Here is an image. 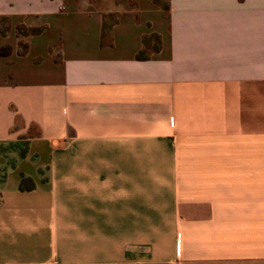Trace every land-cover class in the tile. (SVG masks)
Returning <instances> with one entry per match:
<instances>
[{"label":"crops","instance_id":"1","mask_svg":"<svg viewBox=\"0 0 264 264\" xmlns=\"http://www.w3.org/2000/svg\"><path fill=\"white\" fill-rule=\"evenodd\" d=\"M168 2L0 0V264H264V0Z\"/></svg>","mask_w":264,"mask_h":264},{"label":"trees","instance_id":"2","mask_svg":"<svg viewBox=\"0 0 264 264\" xmlns=\"http://www.w3.org/2000/svg\"><path fill=\"white\" fill-rule=\"evenodd\" d=\"M154 3H156L157 5H159L161 7V9L163 10H168L169 9V2L168 0H153ZM104 18L106 19V15L104 16ZM9 20L10 18L8 16H2L0 17V35H5L7 33V30L9 28ZM116 20V19H114ZM44 28L43 25L41 26H37V27H26L23 24H18L16 29L17 32L23 36H27V35H34V34H38L42 31V29ZM106 29V25H103V31ZM153 39L154 41V47H153V51L156 52L159 50V43H160V38L157 34L152 33L149 36H144L143 37V44H144V48H142L141 50H139L136 54V58L139 60H143V59H147L149 58V54L147 53L146 50V43L147 41ZM19 47H18V53L22 54V52L24 51L25 47H26V43L20 41L19 42ZM9 52V47L6 45H3L0 47V56H3L5 54H7Z\"/></svg>","mask_w":264,"mask_h":264},{"label":"rangeland","instance_id":"3","mask_svg":"<svg viewBox=\"0 0 264 264\" xmlns=\"http://www.w3.org/2000/svg\"><path fill=\"white\" fill-rule=\"evenodd\" d=\"M25 26H26V27H37V26H27V25H25ZM17 144H18L19 146H23V145H24V141L21 140V141L17 142ZM0 177H1V173H0Z\"/></svg>","mask_w":264,"mask_h":264}]
</instances>
